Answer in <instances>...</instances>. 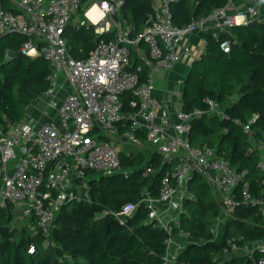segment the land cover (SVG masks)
I'll return each mask as SVG.
<instances>
[{"label":"built area","instance_id":"1","mask_svg":"<svg viewBox=\"0 0 264 264\" xmlns=\"http://www.w3.org/2000/svg\"><path fill=\"white\" fill-rule=\"evenodd\" d=\"M174 1L155 0L145 29L137 32L126 19L115 20L124 0H0V36L19 33L35 37V41L30 39L24 44L21 52L31 58L42 55L49 63L50 85L41 96L49 108L56 109L58 120L43 124L34 119L16 122L6 112H0V209L7 202L14 205L15 217L7 225L10 232L28 227L33 237H40L41 245L49 248L61 208L68 203H91L88 172L104 176L123 173L127 178L134 167H123L121 153L134 157L148 146L161 154L163 164L171 166L161 180L159 196L153 197L145 187L140 203L126 204L119 211L104 210L95 219L112 215L124 224L143 203L150 209L149 222H156L170 235L178 228L177 238L187 240L191 234L181 228L179 215L168 214V208L182 210L183 198L189 196L188 183L196 173L205 177L222 202L223 212L211 227L215 240L225 216L240 204L238 196L244 203L254 205L264 219V186L263 195L253 198L248 170L235 171L227 160L216 156L213 148L194 147L189 142L194 117H226L218 103L208 100L207 110L194 109L191 113L174 108L178 119L174 121L164 102L154 95L158 72H170L183 59L192 63L201 59L213 41L229 53L232 29L259 21L261 11L251 5L238 11L236 0H227L209 15L177 27L171 11ZM5 3L11 7L6 8ZM93 5L103 14L99 20L89 15ZM80 14L83 19L76 21L77 26L93 25L97 34L115 31L113 40H100L85 59L71 56L64 37L66 28ZM195 35H201L197 43L191 41ZM36 41L42 43L41 47ZM141 43L149 53L139 50L141 64L135 66L130 46ZM11 57V53L6 54L7 60ZM184 81L178 80L179 86ZM65 84L70 91L60 100L59 90ZM126 94L133 96L130 111L124 110ZM174 96L182 98V90L174 92ZM256 118L255 115L246 125L239 122L250 137V125ZM257 147L261 154L259 169L264 174V141ZM153 172L149 167L144 174ZM1 232L0 226V235ZM174 239L170 236L166 240L168 255L164 264H174L180 252L176 246L170 253ZM241 241L242 237L229 238L225 253H238L264 264V238ZM36 249L31 243L28 253L35 254Z\"/></svg>","mask_w":264,"mask_h":264},{"label":"trees","instance_id":"2","mask_svg":"<svg viewBox=\"0 0 264 264\" xmlns=\"http://www.w3.org/2000/svg\"><path fill=\"white\" fill-rule=\"evenodd\" d=\"M124 1L115 20L126 19L136 26L137 32L143 31L155 0ZM226 1L176 0L171 5L173 24L188 25L223 7ZM5 5L11 7L9 3ZM232 33L226 36L233 40L229 53L213 41L202 58L192 63L182 89V109L191 113L194 109L207 110L208 100L218 103L226 117L217 114L194 117L189 142L194 147L213 148L216 156L227 160L235 171L248 170L252 196L258 198L263 195L264 186L257 147L258 142L264 141V14L259 21L234 27ZM64 37L71 56L85 59L100 40H113L115 31L97 34L93 25L72 23ZM30 39L36 40L19 33L0 36V112H6L16 122L24 119L27 106L50 85L51 70L44 56L31 58L21 52ZM36 44L42 45L39 41ZM130 49L135 66L141 64L139 50L149 53L144 43ZM7 53L12 55L8 60ZM234 96L236 100H232ZM132 98L131 94L123 97L124 110H131L128 105ZM255 115L250 137L242 125ZM146 152H150L149 157ZM146 152L139 151L134 157L121 153L123 167H134L127 178L123 173L104 176L88 172L91 203H68L61 208L49 248H44L41 238L33 237L28 227L9 231L7 225L15 213L14 205L7 202L0 209V264H164L168 255L166 240L170 236L177 238L179 229L170 235L157 227L156 222H149L147 205L139 204L135 215L124 224L112 215L95 219L104 210L119 211L126 204L140 203V193L145 187L153 197L159 196L161 180L171 166L162 163L158 151ZM149 167L154 172L145 175ZM188 193L183 198L179 218L181 228L191 237L184 241L186 245L174 264H256L252 257L225 253V246L231 237H242L241 242L264 238V219L257 208L238 196L240 204L224 218L215 240L211 227L223 212L220 197L205 177L197 173L188 183ZM31 243L37 248L35 254L28 253Z\"/></svg>","mask_w":264,"mask_h":264},{"label":"rangeland","instance_id":"3","mask_svg":"<svg viewBox=\"0 0 264 264\" xmlns=\"http://www.w3.org/2000/svg\"><path fill=\"white\" fill-rule=\"evenodd\" d=\"M91 4L92 3H88V6H90ZM80 16H81V14H80ZM81 19H83V17ZM73 22H74V19H73ZM77 25H79V23ZM190 69H191V66H190V68H188V66L186 68L185 65L183 66V65L179 64L176 67H174L173 70H171L169 72V77H168L167 81H165V79L163 81V79H162L161 82H159V83L157 82V80L159 79V77H157L158 73L155 75V80H156L155 90L157 88V90H159L158 91L159 94H160V92H166L167 93L166 100L164 101V104L168 108L169 112L171 113V117H172V119L174 121L178 120L175 117L174 113H173L174 108H177V107L179 109L182 108V98H178L177 99L174 96V92H177V91L183 89V86H179L178 80H180V79H184L185 80V78L187 77ZM43 100H44V98L42 96H40L37 100L32 102L30 105H28L27 106V111L25 113V117H24L23 120H25V119H34L35 122L37 121L39 124H43V123L47 122L49 120V118H55V110L52 109V108H50L51 110H47V112L45 114H43L42 111L40 112V110L36 111L37 104L39 102L41 104H43V106L45 105V102ZM57 101H59V100H57ZM127 148L129 149L130 147H127ZM146 153H147V156L149 157L150 156V152H146ZM198 183L202 184V182H198ZM180 209H181L180 207L178 209H176V210H174L173 208H168V214L170 216H173V217L178 216L180 214V212H181ZM160 210H163V208L160 207ZM184 241L187 242V240L185 238H175L173 243H172V245L169 248L170 253H171V248L174 245L175 246H179L180 247L179 249L181 251L186 245V243ZM232 255H238V253H233Z\"/></svg>","mask_w":264,"mask_h":264},{"label":"crops","instance_id":"4","mask_svg":"<svg viewBox=\"0 0 264 264\" xmlns=\"http://www.w3.org/2000/svg\"><path fill=\"white\" fill-rule=\"evenodd\" d=\"M249 5H251L252 7H255V8H257L258 10H260L261 11V14H264V0H260V3L258 4L256 1H254V0H236V7H237V10L238 11H245L246 10V8H247V6H249ZM98 16L99 17H102L101 15H100V13L98 12ZM98 17V18H99ZM81 16L80 15H77V16H75V18H74V24L76 23V21H79V20H81ZM93 19H97V18H93ZM76 25V24H75ZM201 40V35H195V36H193L192 38H191V41L193 42V43H197V42H199ZM179 64H181V65H185L186 66V68H187V66H188V68H190V66L192 65V62L191 61H189V60H187V59H184L183 61L181 60L179 63H177L176 64V66L177 65H179ZM190 65V66H189ZM175 66V67H176ZM157 77H159V79L157 80V82L159 83V82H161V80L163 79V81H164V79H165V81H167L168 80V77H169V72L168 71H160V72H158V76ZM155 83H156V80H155ZM64 85V84H63ZM62 85V88L59 90V93H60V100H61V98L63 97V96H65L70 90H69V86H68V84H65V86H63ZM154 86H155V84H154ZM154 95L160 100L161 99V101H165L166 100V96H167V93L166 92H160V94H159V90H157V88H156V90L154 89ZM237 99V96H234L233 98H232V100H236ZM59 100V101H60ZM44 102H45V105L43 106V104H41L40 102L37 104V109H36V111H39L40 110V112L42 111V113L43 114H45L46 112H47V110H51L49 107H48V104H47V102H46V100L44 99L43 100ZM43 102V103H44ZM58 104H59V102H58ZM55 110V118H49V122H55V123H57L58 122V120H57V117H56V109H54ZM53 119V120H52ZM47 121V122H48ZM37 122V121H36ZM38 123V122H37ZM39 124V123H38ZM149 150H151L150 148H149V146H148V148H144V149H142V150H140V151H149ZM175 210V209H174ZM175 249H176V246L174 247V248H172V252L174 253L175 252Z\"/></svg>","mask_w":264,"mask_h":264},{"label":"bare ground","instance_id":"5","mask_svg":"<svg viewBox=\"0 0 264 264\" xmlns=\"http://www.w3.org/2000/svg\"><path fill=\"white\" fill-rule=\"evenodd\" d=\"M98 12H99V10H98V6L97 5H93L92 6V9L90 10V12H89V15L92 17V18H97V19H94V21L95 20H99V18H101V17H99L98 15ZM100 13V12H99ZM100 15H103V14H101L100 13ZM99 17V18H98Z\"/></svg>","mask_w":264,"mask_h":264}]
</instances>
